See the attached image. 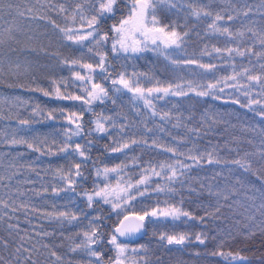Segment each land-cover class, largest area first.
<instances>
[{"label": "trees", "instance_id": "trees-1", "mask_svg": "<svg viewBox=\"0 0 264 264\" xmlns=\"http://www.w3.org/2000/svg\"><path fill=\"white\" fill-rule=\"evenodd\" d=\"M90 3L94 0H4L0 32L12 27L16 39L8 40L5 33L4 42L0 43V68L3 69L0 73V199L9 204L8 208L0 205V264H32L33 260L37 264H57L50 255L52 250L63 257V264H87L94 258L84 250L72 252L70 249L83 240L82 234L93 225H99V232L103 233L94 247L108 260L115 252L107 241L124 215H142L173 205L188 211L195 219L148 216L144 237L132 244L147 249L132 255L139 264L145 261L146 264H229L224 257L212 255L213 252H240L247 257L246 261L234 264H264V226H261L264 209L260 208L264 202L260 191L264 190V165L259 163L264 153V115L260 114L261 105L249 104L250 100L264 103V89L244 76H238L236 81L228 80V86L224 84L225 77L243 73L245 69L255 75L264 73L261 68L264 57L258 59L252 54L241 58L235 53L229 57L224 52L213 51L216 47H251L253 53L262 50L264 46L259 39L247 31L252 27L258 33L264 32V15L257 10L260 0H175L176 8L161 10L158 15L162 22H174L179 31H188L189 35L182 48L166 50L171 59L150 50L127 54L112 52L111 37L115 33L110 29L123 11L118 5L114 17L106 16L97 25L100 32L110 36L102 49L107 55L106 71L97 67L91 73L92 82L105 87L108 96L103 103L94 101L87 105L81 100L57 99L56 89L65 96L87 98L84 88H90L91 84L76 80L74 73L88 76V70L65 61L75 59L95 65L99 57L88 50L93 42L89 39L82 44L73 43L53 28L50 21L74 30L83 25L87 30L86 21L77 16L73 23L71 16L77 4L84 5V15L90 16L87 10ZM188 3L206 5L213 14L236 16L232 21L225 19L219 23L233 33L244 31L245 35L230 40L212 32L208 28L212 17L202 16L197 20L189 16ZM9 4L19 7L25 16L19 17L15 12L9 15ZM59 5L67 11L61 13ZM246 5L252 6V13L247 17L237 16V11ZM28 8L33 11L28 13ZM40 16L45 18H38ZM188 59L215 67L205 70L198 64L171 62ZM121 74L145 89L158 86L157 82L163 86L181 84L186 91L191 85L197 90H208L209 95L201 97L189 91L187 96L156 98L162 94L154 93L149 99L155 110L172 113L171 119L161 120L152 115L142 100L134 98L120 85H113L112 80ZM209 84H216V88L209 90ZM238 84L248 87L238 90L232 86ZM33 89H43L50 94L45 96L43 91ZM245 92L248 94L244 95ZM73 112L82 115L83 130L68 140L71 135L68 130L74 129V125L68 123L67 117ZM49 113L53 119L48 118ZM101 115L110 118L105 123L106 134L95 131V120ZM21 120L29 123L21 124ZM13 137L34 142L40 151H33L26 144L11 145L9 141ZM132 139L140 142L123 152L111 151L118 143ZM65 142L70 145L69 150L60 152ZM77 143L85 148L88 160L82 161L72 150ZM168 147L177 149V155L164 150ZM189 149L194 153L212 152L222 163L209 165L205 157L199 166L185 170L172 184L164 178V173L160 177L151 176L147 185L139 186L144 195L133 188L131 192L136 198L116 211L111 204L99 199L92 207L88 206L85 192L91 193L105 184L115 186L118 180L121 187L135 184L145 174L144 169H148L150 175L151 168L160 171L161 164L167 166L177 160L192 165L191 160L180 155L187 154ZM241 158L252 162L249 172L223 163ZM75 163H81L83 175L71 177L76 181L73 191L61 176L69 170L74 173ZM117 166H121L122 171L109 173L107 180L103 174H96L97 170L102 173L105 167ZM237 178L241 183H236ZM157 184L165 187V191H156ZM167 186L175 191L168 192ZM218 191L229 198L225 200L223 195H215ZM13 207L16 211H12ZM60 212L75 214L78 218L71 222L57 219ZM97 216L101 219H95ZM161 234H187L189 239L184 245H168L159 239ZM197 234L206 237L204 244L195 240ZM45 244L49 248H44ZM17 248L21 249L19 253ZM142 256L145 260H140Z\"/></svg>", "mask_w": 264, "mask_h": 264}, {"label": "snow or ice", "instance_id": "snow-or-ice-1", "mask_svg": "<svg viewBox=\"0 0 264 264\" xmlns=\"http://www.w3.org/2000/svg\"><path fill=\"white\" fill-rule=\"evenodd\" d=\"M3 3L4 0H0V12L3 11ZM120 5L123 9L121 18L117 23H114L111 26L110 31L112 33H115V36L111 37L112 44H111V50L114 54L118 53H140L144 51H156L159 52L161 55H164L166 59H171L170 54L166 51L168 49H180L183 46V43L185 41V37L189 35L188 31H179L176 24L169 23V22H162L161 18L159 17L158 13L161 10H171L176 8L175 0H94V3H90L88 6V11L90 12V16H85V7L84 5L77 4L76 9L73 12L71 16V20L73 23L76 21L77 16L80 17L82 21L87 22V30H84L83 25L80 29L74 30L72 27H60L54 20L50 21L53 28L58 29L61 33L64 34L65 39L72 41L73 43L82 44L83 41L91 39L93 42V47H89V52H92L94 55L99 57L98 62L94 65L92 63H80L78 60H71V61H65V63H70L72 65L79 64L81 68L87 69L89 72L88 76L82 75L80 72H75L74 76L75 79L81 82H84L86 84H91V87H85L84 91L86 93V97H81L78 95H67L65 96L59 88L56 89V98L57 99H71V100H81L84 104L91 105L94 101H99L100 103L104 102V98L108 96V90L103 87L99 83L92 82V76L91 73L96 70L98 67L101 71H106L105 63L107 59L106 52H104L102 49L104 48L105 44L109 41L110 36L107 32H100L97 25L99 24L100 20L102 18H105L106 16H112L114 17L117 11V6ZM186 7H188L189 12L188 15L196 18L199 20L202 16L203 17H212L211 22L208 24V28L212 30L214 33H219L221 35H224L228 37V39H236L237 37H243L245 35L244 31L238 30L237 32L233 33L231 29L227 26H224L220 24V21H224L227 19V21H232L236 19V16H233L231 14L227 15V17L215 13L213 14L211 11L207 10L206 5H200L197 6L193 3L186 4ZM9 8V15L12 14V12H15V14L19 17H24L25 12L21 11L19 7L13 8L11 4L8 5ZM234 11H237L235 8H233ZM260 11L261 15H264V0H260V7L257 9ZM33 11L32 8H28L27 12L31 13ZM59 11L61 13L66 12L67 10L64 8L63 5H59ZM253 8L251 5H246L244 9H241L237 11V16L244 15L249 16L250 13H252ZM2 18V17H0ZM36 18V17H31ZM40 19H44L45 17L40 16L38 17ZM67 18V17H66ZM247 31L252 33L253 36H256L259 39V42L262 46H264V32L258 33L255 29L252 27H248ZM14 30L12 27H9L7 29H4L3 32H0V43L4 42L5 39V33L6 38L8 40H15L16 37L13 34ZM152 46L151 48L149 46ZM213 51L216 53L224 52L229 57L235 53L236 56H239L241 58L245 57L246 55H256L257 58L264 57V47H262V50L260 52L253 53V49L251 47H247L244 49H241L240 47H227L224 49L221 48H213ZM210 54V53H206ZM173 64H198L199 67L205 69V70H211L215 67V65L212 64H202L199 63L196 60L188 59L184 61L179 60H171ZM261 68L264 69V64H261ZM11 71V69H9ZM3 72V69L0 68V73ZM238 76H244L247 81L254 82L261 86L262 89H264V73H261L260 75L251 74L250 69H245L243 73L236 72L231 76L224 78V84L227 85V81H236ZM113 85H120L122 88L126 89L128 92H131L133 94L134 98L140 99L144 102V105L146 108H149V110L152 112L153 116H159L161 120H168L172 118V113L170 112H157L155 110V105L152 103V100L149 99V97L153 96L154 93L156 94H162V96L158 95L156 98H162L166 96H187L189 94V91L195 93L196 96H208L209 91L208 90H197L196 88L189 86V89L186 91L184 90L183 86L181 84H176L173 86L172 84H169L167 86L160 85L159 82H157L158 86L155 87H149V88H143L139 86V84H133V82L130 79H127L125 75L121 74L117 79L112 80ZM217 83H221L220 81H217ZM11 86V85H9ZM234 87L239 88H247L248 85L245 84H238V85H232ZM216 88V84H209L208 89H214ZM33 90H39L43 91V94L45 96H48L50 93L47 91H44L43 89H33ZM223 87L220 88V91H223ZM119 91V89H117ZM244 95H247L248 93H243ZM215 99L216 97L213 96ZM236 102V101H234ZM249 104H258L261 105V115H264V103H262L260 100H250ZM49 119H53L52 113H49L48 115ZM110 119L108 117L104 116H98L95 120V131L106 134L108 132V128H106L105 123L106 121ZM178 119V118H177ZM68 123L74 125V129H69L68 131L71 132V135L68 136V140H71L72 136H78L81 134L83 130L82 123V115L73 112L71 115L67 117ZM21 124H28L29 121L27 120H21ZM115 126V125H113ZM174 127L178 125H173ZM121 131H123V127L121 128ZM148 131H151V129H148ZM189 131H195V129H189ZM140 141H137L136 139H132L129 141H123L122 143H118L115 147L111 149L112 152H123L125 149L129 148L132 144L139 143ZM146 142V141H145ZM11 145H17V144H26L28 148L32 149L33 151H40V148L35 146L34 142H29L28 140L24 138L16 139L13 137L9 141ZM89 143H91L89 141ZM156 141H153V144H155ZM70 145L68 143H64L63 146L59 148L60 152H67L69 150ZM75 153H77L82 161H86L89 159L88 155L86 154L85 148L77 143L75 147L72 149ZM167 152H171L173 155H177V149L175 148H165L164 149ZM43 154V153H41ZM180 155H185V158L187 160H191L193 162L192 165H187L182 163L181 161L177 160L175 164H168L165 166L164 164H161L160 171H157L155 167L151 168V174H148V169H144L145 174L135 183H128L126 186L121 187L120 181L118 180L115 186H112L110 184H105L103 187H100L98 190L93 189L91 193L85 192V196L88 201V206L92 207L94 201L96 199L102 200L104 204H111L112 210L116 211L119 208L123 207V204H126L131 199L136 198V194L132 193L131 190L133 188H136L139 195H144V191L140 190V185H147L151 176L160 177L161 173H164V178H166L170 184L175 183L180 176H183L185 174V170L190 169L192 166H199L202 161L205 160L206 157V163L209 165L212 164H220L222 163L221 159H219L217 156H215L212 152L207 153H194L193 149H189L187 154L180 153ZM223 163H231L236 166H238L240 169H243L245 172H249L252 168V162L248 161L246 159H233L231 161H223ZM261 165H264V153H261V161L259 162ZM176 165H179V168L176 167ZM165 167H167V172H165ZM75 172L73 173L71 170H69L66 174L61 176V179L65 180L68 184V189L75 190L74 185L76 183L75 180H73L71 177L75 175L76 177H81L83 173L80 171L81 169V163H75L74 164ZM122 171L121 166H117L115 168H107L105 167L102 170H97V176H100L101 174L104 175V178L108 179L109 173H120ZM259 178V177H258ZM122 179V177H121ZM236 183H241L240 179L237 178ZM68 189H61L64 191H67ZM146 190V189H145ZM156 191L163 192L165 191V187H161L159 184L156 186ZM55 191V189H54ZM168 192H174L175 189L167 186ZM261 191V197L262 200H264V190ZM217 196L223 195V198L227 200L229 197L222 193V192H216L214 193ZM0 205L3 206V208H8L9 204L0 199ZM26 207V206H25ZM261 209H264V202L260 205ZM219 211V208L216 209ZM12 211H16V208L13 207ZM264 214V213H262ZM171 217L172 219H179L181 216L188 217L189 219H195L188 211H184L182 208L177 207L175 205L164 208V209H153L151 212H144L142 215H137L135 217L136 221L138 223L132 224L127 223L129 221V216L124 215L123 220L119 221L118 226H116L113 229V232L108 239L107 243L112 246V249L115 252V255L109 258L108 260H105L104 254L102 251L97 250L94 246L97 245L103 236V233L99 232V225H93L91 227L90 231H85L83 235V240L76 244L75 247H72L70 251L77 252L79 250H84L85 253L89 256L94 258V260H89L87 264H139V261L135 259V257L129 258V251L132 253H136L139 251H147L143 246H141L139 249H131L129 250L127 244H123L119 242V237H125L130 236L134 233L139 232L144 227V221L148 217ZM57 219L63 218L65 220H68L69 222L76 220L78 217L75 214H69L67 212H60L57 217ZM95 219L99 220L101 219L99 216L95 217ZM203 219V217L201 218ZM91 223V222H90ZM261 226H264V220L261 221ZM9 227H12V225H9ZM249 233L251 235H255V232L252 230H249ZM47 235V234H46ZM159 239L161 241H166L168 245H184L186 241L189 239L187 234H175V235H168V234H161L159 236ZM195 240L199 242L200 244H204L206 237H204L202 234H197L195 236ZM7 246V245H6ZM44 248H49V245L45 244L43 245ZM17 253L21 251L20 248L16 249ZM24 251H29L28 249H24ZM50 255L55 258V261L57 264H63V257L58 255L56 251L52 250L50 251ZM212 255H220L227 259L229 261V264H234V262L241 261L244 262L247 260V257L242 255L240 252L232 253L229 252L225 254L224 252H213ZM2 259V258H0ZM30 259V257H29ZM140 260H145V257H140ZM32 264H37L35 260L32 261ZM146 264V261H145Z\"/></svg>", "mask_w": 264, "mask_h": 264}, {"label": "water", "instance_id": "water-1", "mask_svg": "<svg viewBox=\"0 0 264 264\" xmlns=\"http://www.w3.org/2000/svg\"><path fill=\"white\" fill-rule=\"evenodd\" d=\"M129 216V221H127V223H132V224H135V223H138V221H136L135 217L137 215L135 214H131V215H128ZM123 220V219H122ZM119 224V223H118ZM118 224L116 226H118ZM115 226V227H116ZM114 227V228H115ZM145 229H146V224H145V221H144V227L137 233H134L130 236H125V237H119V241L123 242V243H136L138 242L140 239L143 238L144 236V232H145Z\"/></svg>", "mask_w": 264, "mask_h": 264}, {"label": "rangeland", "instance_id": "rangeland-1", "mask_svg": "<svg viewBox=\"0 0 264 264\" xmlns=\"http://www.w3.org/2000/svg\"><path fill=\"white\" fill-rule=\"evenodd\" d=\"M127 204V203H126ZM126 204H123V207H124V205H126ZM128 206V204L125 206V207H127ZM119 209H121V208H119ZM118 210V209H117ZM130 215V214H129ZM128 248H129V250H131V249H139L140 247H138V246H135V245H128ZM140 252V251H139ZM139 252H136V253H132L131 251H129V258L131 259L132 258V255H135V254H137V253H139Z\"/></svg>", "mask_w": 264, "mask_h": 264}]
</instances>
